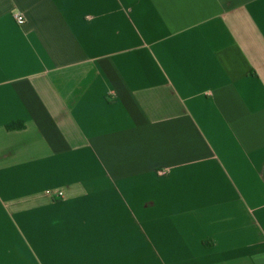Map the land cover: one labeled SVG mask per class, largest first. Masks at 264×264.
I'll return each instance as SVG.
<instances>
[{
	"label": "crops",
	"instance_id": "0c3cea01",
	"mask_svg": "<svg viewBox=\"0 0 264 264\" xmlns=\"http://www.w3.org/2000/svg\"><path fill=\"white\" fill-rule=\"evenodd\" d=\"M0 264H264V0H0Z\"/></svg>",
	"mask_w": 264,
	"mask_h": 264
},
{
	"label": "built area",
	"instance_id": "2783aa9c",
	"mask_svg": "<svg viewBox=\"0 0 264 264\" xmlns=\"http://www.w3.org/2000/svg\"><path fill=\"white\" fill-rule=\"evenodd\" d=\"M13 19L15 20L16 24L18 26H24L26 25V19L23 15L19 14V13H14L13 14Z\"/></svg>",
	"mask_w": 264,
	"mask_h": 264
},
{
	"label": "trees",
	"instance_id": "16d2710c",
	"mask_svg": "<svg viewBox=\"0 0 264 264\" xmlns=\"http://www.w3.org/2000/svg\"><path fill=\"white\" fill-rule=\"evenodd\" d=\"M9 130H19L23 128V125H11L7 127Z\"/></svg>",
	"mask_w": 264,
	"mask_h": 264
}]
</instances>
